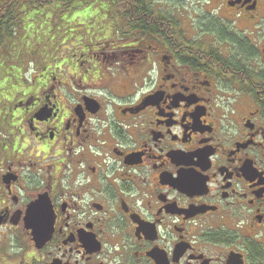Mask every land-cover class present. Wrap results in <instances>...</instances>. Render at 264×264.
I'll return each mask as SVG.
<instances>
[{"label":"flooded vegetation","instance_id":"af4514ba","mask_svg":"<svg viewBox=\"0 0 264 264\" xmlns=\"http://www.w3.org/2000/svg\"><path fill=\"white\" fill-rule=\"evenodd\" d=\"M116 1L73 59L0 43V264H264V0Z\"/></svg>","mask_w":264,"mask_h":264},{"label":"rangeland","instance_id":"374dc122","mask_svg":"<svg viewBox=\"0 0 264 264\" xmlns=\"http://www.w3.org/2000/svg\"><path fill=\"white\" fill-rule=\"evenodd\" d=\"M146 1L147 2L151 1L152 4L156 2L155 0H146ZM160 1L163 2L164 0H160ZM169 1H173L172 3L177 4L175 10L176 9L182 10V8H180L181 3L182 5L187 6V9L189 7V10H191L196 0H169ZM57 2L59 1H55L51 5L40 8L30 7L28 2L29 33L28 30L25 32H21L20 30L18 31L15 30L12 32V34H10V36H7V41L9 40L13 44L12 45L13 47H21V49L18 48V51L16 52L18 60L19 58L24 60L26 57L29 56V54L26 53L25 50L27 51L31 50L34 53L36 51L35 47H33L34 44L36 45V47L39 48L40 51H42L43 56L48 62L60 63V61H65L66 59H73L72 54L78 53L80 50H83L81 49L82 45L86 43L90 44V42L94 43L97 41L96 37L93 35V32L97 30V27L94 25H97L99 23L107 25L110 24L111 22L113 24H119L117 22V18L115 19V15L117 14V11L120 9L119 5L117 4L118 2L116 0H101V1L83 0L82 4H80L77 7V9L67 11L64 14H67L68 18L73 19L81 11L90 9L91 4L93 5L94 2H96V5L89 10L91 15L90 21H86L87 18L82 17V22L78 23L79 24L78 27H76L75 25L71 29L65 31L64 36L66 38L64 37L60 42L58 40L55 42H50L55 40V37L59 36L63 32L66 24L64 21L60 22L57 18L51 16L50 15L51 13L48 14L46 13V12L55 11L54 4H56ZM100 4H107V5L109 4L110 8L106 10L104 7H101ZM186 13L187 11L182 12V14H186ZM105 14L107 15L104 16ZM50 20H56L58 23H54V26H51L50 29H48V27L45 26V23L48 22L49 24ZM76 33H82V34H79V36L77 35V38H74V42L72 43L70 38L71 36L72 37L75 36ZM97 34L100 37V34L99 33ZM79 39H82V42ZM65 40L67 41V43H65ZM28 41L33 43L32 46H29V48H28ZM68 56L70 57L68 58ZM15 57L16 54L14 53L10 62L3 60V58H0L1 74L7 70L11 71L12 69L11 64L15 60ZM2 64H4V67H2Z\"/></svg>","mask_w":264,"mask_h":264},{"label":"trees","instance_id":"16d2710c","mask_svg":"<svg viewBox=\"0 0 264 264\" xmlns=\"http://www.w3.org/2000/svg\"><path fill=\"white\" fill-rule=\"evenodd\" d=\"M55 1H59V2H57L56 4H54V6H55V11H51V12H46L47 14L48 13H54L55 15H57V19L58 18H62V21H60V22H65L66 24H65V29L63 30V32L59 35V36H57V37H55V40H53V41H50V42H55V41H61L65 36V31L66 30H69V29H71L73 26H75L73 23H71V22H69V21H74V19L75 18H77V17H86V18H88L89 16H91L90 15V12H89V10L90 9H92L93 8V6H95L96 5V2H94V4L92 5L91 4V6H90V9H86L85 11H81L79 14H78V16H75L73 19H70V18H68L67 17V14H64V13H66L67 11H70V10H73V9H77V7L80 5V4H82V2H83V0H28V2H29V5H30V7H36V8H40V7H45V6H48V5H51L53 2H55ZM99 1H101V0H99ZM77 2V3H76ZM98 2V1H97ZM100 6L101 7H104L106 10L107 9H109L110 8V6H109V4L107 5V4H100ZM94 16H97V15H94ZM67 20H69V21H67ZM54 23H58L56 20H50V23L48 24V22H46L45 23V26L46 27H48V29H50V27L51 26H54ZM67 25V26H66ZM62 31V30H61ZM96 32V31H95ZM95 32H93V35L96 37V36H99L97 33H95ZM28 33H29V30H28ZM48 33H49V31H48ZM10 34H12L11 32H10ZM79 34H82V33H76L75 34V36L76 35H78L79 36ZM8 35V33L7 32H0V43L2 42H4V41H6V42H8L7 41V37H5V36H7ZM74 36V37H75ZM66 38V37H65ZM70 40H71V42L73 43L74 42V38L71 36V38H70ZM81 42H82V39H79ZM65 43H67V41L65 40ZM32 44L33 43H31L30 41H28V48H29V46H32ZM52 45V44H51ZM64 45H66V44H64ZM4 47V46H3ZM33 47H35V49H36V51H40L39 50V48L38 47H36V45L34 44L33 45ZM16 48V47H15ZM17 48H20L21 49V47H17ZM1 51V50H0ZM11 56H13V54H12V52H11V55H9V53H4V54H2V55H0V58H3V60H6V61H8V58H6L5 59V57H11ZM68 57H70V56H68ZM12 58V57H11ZM17 60H18V58H17ZM16 60V61H17ZM20 60V59H19ZM17 61V65H16V69H17V72H20L22 69H26L27 68V66L25 65V61L24 60H22L21 62L20 61ZM10 62V61H9ZM49 63H51V62H49ZM2 67H4V64H2ZM7 71H9V70H7ZM6 72V71H5ZM10 72V71H9Z\"/></svg>","mask_w":264,"mask_h":264}]
</instances>
